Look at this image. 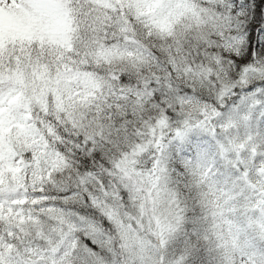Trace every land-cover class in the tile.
I'll list each match as a JSON object with an SVG mask.
<instances>
[{
    "label": "snow or ice",
    "instance_id": "1",
    "mask_svg": "<svg viewBox=\"0 0 264 264\" xmlns=\"http://www.w3.org/2000/svg\"><path fill=\"white\" fill-rule=\"evenodd\" d=\"M0 264H264V0H0Z\"/></svg>",
    "mask_w": 264,
    "mask_h": 264
}]
</instances>
